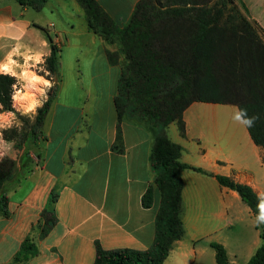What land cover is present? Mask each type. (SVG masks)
I'll return each instance as SVG.
<instances>
[{"label":"crops","instance_id":"obj_1","mask_svg":"<svg viewBox=\"0 0 264 264\" xmlns=\"http://www.w3.org/2000/svg\"><path fill=\"white\" fill-rule=\"evenodd\" d=\"M95 1L118 24L120 14L129 20L139 0ZM239 2L264 32V0ZM43 7L61 19L63 14L74 18L75 10L83 13L85 26L79 32L69 19L52 30L48 23L46 29L60 52L64 46L80 50L77 37L87 35L91 58L84 61L86 74L73 77L72 97L67 92L61 97L59 68L56 83L51 82L56 89L44 123L38 137L28 141L29 171L8 186L9 216H0V264L10 263L26 238L37 254L24 264H93L96 246L147 250L160 205L151 166L157 130L136 115L125 112L118 118L115 99L125 63L118 44L87 29L77 0H48ZM40 11L0 0V74L16 79L12 106L20 115L36 114L44 102L37 106V100L28 104L25 99L45 98L53 86L47 78L31 76L45 70L50 54L48 38L38 28ZM67 35L74 38H65L64 45ZM108 53L116 54L113 62ZM183 122V136L175 124L165 134L181 147L180 161L202 172H181L184 234L164 264H216L213 243L225 249L230 263L247 264L264 243L260 221L216 176L247 185L264 199V152L251 140L235 105L195 102L185 109ZM152 186V205L145 208L142 198ZM43 210L55 218L44 235Z\"/></svg>","mask_w":264,"mask_h":264},{"label":"trees","instance_id":"obj_2","mask_svg":"<svg viewBox=\"0 0 264 264\" xmlns=\"http://www.w3.org/2000/svg\"><path fill=\"white\" fill-rule=\"evenodd\" d=\"M14 1L40 11L48 0ZM77 1L85 12L87 29L109 44L117 43L125 60L115 99L118 118L125 112L136 115L157 130L151 152L154 187L160 194L154 242L142 251H106L96 246L93 264H164L174 242L184 234L180 219L181 172H202L180 161L181 147L166 136L165 129L175 124L183 136V113L192 103L235 105L251 140L264 152V32L247 18V10L239 0H139L123 26L95 0ZM38 28L50 45L44 68L49 77L58 78L60 49L46 28ZM115 56L108 53L112 62ZM15 84L14 77L0 74V111L21 118L12 106ZM55 89L53 85L31 123L22 121L24 131L4 130L3 139L14 141L19 137L24 144L37 138ZM31 162L26 147L18 161L7 159L0 169L1 217L9 216V184L19 180V175H26ZM216 179L220 186L235 191L257 218L264 216V199L249 186L224 176ZM152 201L153 186L142 198L143 207H150ZM41 220L44 235L55 218L51 211L43 210ZM260 237L264 241V221H260ZM211 246L216 264H232L220 244ZM36 254L35 244L26 238L8 264H24ZM247 264H264V243Z\"/></svg>","mask_w":264,"mask_h":264},{"label":"rangeland","instance_id":"obj_3","mask_svg":"<svg viewBox=\"0 0 264 264\" xmlns=\"http://www.w3.org/2000/svg\"><path fill=\"white\" fill-rule=\"evenodd\" d=\"M71 2V1H70ZM109 4V3H108ZM72 7L68 6V9L70 10ZM39 16L42 17L41 19V25L43 28H46V24L48 23H52V26L49 27V30L53 29V26L55 28H58V26H64L65 24L63 23V21L68 20L69 22H71L74 26H75V32H79V30H81L83 28V26H85V18L83 16V13H78L77 10H75L74 12V18L69 17V15L67 16L66 14H63V18H58L52 14H50V12H47V8L43 7V10H41L39 12ZM32 16H36L37 13H32ZM44 15L46 16L44 18ZM46 21H50V22H46ZM127 19L124 18L123 14H120V17L118 19V25L122 26L125 25L127 23ZM71 35H67L66 37H63V43L65 45V38H71ZM74 38V37H72ZM78 38V43H79V49H73L71 47H62L61 52H60V57H59V72L60 75L62 77V79L64 80V91L62 92L61 97L64 96V94L67 92L69 95H71V86L74 85V81H73V77L78 76L79 72L83 75L86 74V65L85 62L86 60H88L89 58H91V53H90V49L88 47V45H86L87 42V35L85 34H81ZM92 49V48H91ZM89 52V54L86 55V53ZM78 60L80 62H78ZM38 74H32L31 76L34 77V79L36 80L37 78L34 75H39L45 78H47L50 82V86L54 85L52 84V77H49V74L46 72L45 70L42 69L39 72H37ZM34 86H36V84H34ZM49 92V90L47 91ZM44 93L45 98H34L32 96H30L28 99L26 98L25 101L29 104L33 101L34 99L37 100V106L42 104L48 93ZM72 97V95H71ZM32 98V100L30 99ZM36 102V101H35ZM36 106V107H37ZM20 115V114H19ZM21 118L17 117L16 115H13L9 112H1L0 111V128L4 131V130H17L19 133L24 131L22 129V121L23 120H28L29 123H31L34 119L35 114L33 115H20ZM27 129V128H26ZM2 131V132H3ZM1 132V141H0V169L2 168V166L4 165L5 161L7 159H13V160H17L20 158V156L22 155L23 151L26 150V147L28 148V142L27 143H20V139L19 137H16L14 139V141H6L3 139V134ZM9 134V133H8ZM16 144V145H15ZM21 194H16V196H20ZM15 196V197H16Z\"/></svg>","mask_w":264,"mask_h":264},{"label":"clouds","instance_id":"obj_4","mask_svg":"<svg viewBox=\"0 0 264 264\" xmlns=\"http://www.w3.org/2000/svg\"><path fill=\"white\" fill-rule=\"evenodd\" d=\"M260 207H261V205H260ZM258 220L259 221H264V216H259Z\"/></svg>","mask_w":264,"mask_h":264},{"label":"water","instance_id":"obj_5","mask_svg":"<svg viewBox=\"0 0 264 264\" xmlns=\"http://www.w3.org/2000/svg\"><path fill=\"white\" fill-rule=\"evenodd\" d=\"M56 81H57V78L55 76V77H53V82L56 83Z\"/></svg>","mask_w":264,"mask_h":264}]
</instances>
